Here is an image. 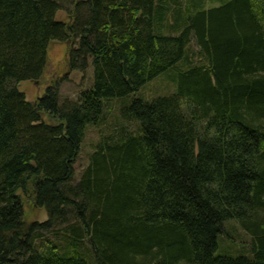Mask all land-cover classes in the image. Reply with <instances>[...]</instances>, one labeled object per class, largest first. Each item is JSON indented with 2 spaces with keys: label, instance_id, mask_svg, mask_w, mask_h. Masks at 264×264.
<instances>
[{
  "label": "trees",
  "instance_id": "16d2710c",
  "mask_svg": "<svg viewBox=\"0 0 264 264\" xmlns=\"http://www.w3.org/2000/svg\"><path fill=\"white\" fill-rule=\"evenodd\" d=\"M72 4L63 20L59 0H0V264H264V0ZM52 40L93 84L33 102L19 85ZM174 66L176 90L123 105L71 184L104 100ZM30 189L44 221L24 220ZM228 220L245 253L217 254Z\"/></svg>",
  "mask_w": 264,
  "mask_h": 264
},
{
  "label": "rangeland",
  "instance_id": "374dc122",
  "mask_svg": "<svg viewBox=\"0 0 264 264\" xmlns=\"http://www.w3.org/2000/svg\"><path fill=\"white\" fill-rule=\"evenodd\" d=\"M61 2V10L58 17L63 20H68V13L72 9L71 0H59ZM215 3V2H213ZM71 46L70 42H62L52 40L48 47V63L44 75L38 81H23L19 87L25 91L27 98L31 101H36L43 96L48 85L59 86L60 102L65 98H76L79 93L93 84V67L85 71L74 70L69 66L68 53ZM190 58L194 64L198 61V47L195 40L191 43ZM193 65V64H192ZM178 66L171 67L167 71L161 73L154 79L148 81L141 89L127 96L105 99V110L103 120L96 125H87L86 136L82 143V148L75 165V178L72 181L75 184L78 182L79 176L88 165L90 154L94 150L103 132L110 133L120 117L121 107L131 103L134 97L154 98L159 95H166L176 90V77ZM107 104V105H106ZM46 120L52 119L45 115ZM53 121V120H52ZM123 123V122H122ZM121 125V124H120ZM132 130V129H131ZM24 200V220L26 223L31 221H44L48 215L44 208L38 207L35 203L32 189L28 193L21 191ZM224 233L218 237L219 246L217 254L220 255H239L245 253L247 240L244 238L245 233L242 226L237 220H228L224 225ZM46 235L53 236L52 233L46 232ZM184 264V263H181Z\"/></svg>",
  "mask_w": 264,
  "mask_h": 264
}]
</instances>
